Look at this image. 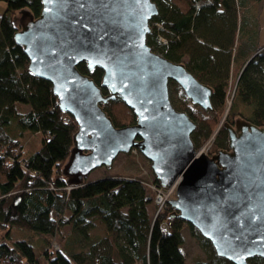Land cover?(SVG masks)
<instances>
[{
    "label": "trees",
    "instance_id": "16d2710c",
    "mask_svg": "<svg viewBox=\"0 0 264 264\" xmlns=\"http://www.w3.org/2000/svg\"><path fill=\"white\" fill-rule=\"evenodd\" d=\"M4 1L6 8L0 14V226L5 237L11 238L15 228L29 234L12 243L0 242V264H235L216 255L211 242L192 224L171 216L170 201L155 217L152 190L139 177L104 175L87 177L81 184L68 183L62 168L77 124L59 108L52 83L28 70V57L14 38L20 28L15 13L28 11L36 17L41 0ZM153 1L159 12L152 19L148 44L168 59L184 63L213 88V109L193 103L182 88V102L174 103L197 122L192 133L196 147L214 136V150L227 148L225 122L233 124L239 116L264 126L262 46L245 57L231 94L235 37L255 15L258 0H186V11L174 0ZM254 27L253 23V31ZM78 68L101 83L100 67L89 70L82 62ZM102 90L108 92L105 87ZM103 107L117 126L136 121L134 111L120 97ZM35 133L41 134L42 143L29 152L26 138ZM92 217L105 224V236L89 234ZM186 225L207 253L206 259L187 260L182 247ZM34 235L47 244L41 253L29 239ZM55 235L60 237L58 247L51 244ZM249 264H264V257H251Z\"/></svg>",
    "mask_w": 264,
    "mask_h": 264
},
{
    "label": "water",
    "instance_id": "95a60500",
    "mask_svg": "<svg viewBox=\"0 0 264 264\" xmlns=\"http://www.w3.org/2000/svg\"><path fill=\"white\" fill-rule=\"evenodd\" d=\"M38 16L15 32L28 57V70L49 80L59 108L77 124L62 172L81 184L96 168L112 167L120 153L136 147L155 180L169 187L177 216L192 224L215 250L235 264L264 257V126L241 116L225 122L227 148L197 150V122L177 109L169 94L176 82L204 109H213V88L184 63L148 44L153 0H41ZM103 70L98 84L79 70ZM107 88L104 93L102 88ZM120 97L136 121L117 126L103 105Z\"/></svg>",
    "mask_w": 264,
    "mask_h": 264
},
{
    "label": "rangeland",
    "instance_id": "374dc122",
    "mask_svg": "<svg viewBox=\"0 0 264 264\" xmlns=\"http://www.w3.org/2000/svg\"><path fill=\"white\" fill-rule=\"evenodd\" d=\"M182 1L184 2L185 6H187L186 0H182ZM5 8H6V2L4 0H0V14L3 13ZM255 9H256V11L254 12L255 15L252 14L253 16L250 18V20L245 23L244 30H242L241 32H239L238 30L237 35L235 37V50H234L235 53H234V59L232 62V68L234 67L235 69L232 72L233 87L231 88V94L233 93L234 82L236 78L238 77L241 64L244 61L245 57L249 54L253 55L254 49L257 48L258 46H262L264 48V0L256 1ZM14 17L19 23V27H21L22 24H26L30 20V15L28 11L27 12L17 11ZM253 23L256 24V27H254L255 28L254 31L252 29ZM247 24H248V29H247ZM180 90H181V87L176 82L174 81L170 82L169 94H170V98L173 104L174 103L179 104L182 102L183 94ZM231 97H229L227 106H229V102L232 99ZM25 109H27L26 106H25ZM227 110H228V107L225 111V114ZM225 114L223 115V118L220 121V125L224 121ZM119 116L123 118V120H127L125 115H119ZM213 137L214 136L205 140L200 146L196 147L197 150L205 151V149L208 148L209 150L214 151L213 153H215L217 150H214V148L211 147ZM26 139L27 141H29L27 145L29 152H33L36 149H38V147L42 143V137L40 133L29 134ZM207 154H212V153L209 152ZM104 175H113V176L120 175V176L139 177L143 179V182L146 183L149 188H151L152 190L151 192L153 193V198L155 196V190L150 185V181L154 180L155 178L152 172V169H151L150 161L145 156H143V154L139 151V149L134 151V149L132 148L129 153H124V152L120 153L116 157L112 167L107 168L105 166H101V167L94 169L89 174L88 180H93L98 177H102ZM155 214H156V208H155L153 215ZM67 230H69V227H66V231ZM4 234H5L4 229L0 226V242L5 239L6 241L12 243V240L14 239L28 237L29 233L27 231H22V229L15 228L12 231L11 238L7 236L5 237ZM183 236H184V242H183L182 247L187 257V260L189 262H194L196 260L207 258V253L199 245L197 239L191 235L189 231V227L187 225L185 229L183 230ZM29 239L31 243L33 244L34 249L37 253L43 252L44 248L47 245L43 238H41L39 235H34L33 238L30 237ZM52 239L53 241L51 244L55 247V243L58 245L57 242L59 241L60 237L59 235L58 236L55 235L53 236Z\"/></svg>",
    "mask_w": 264,
    "mask_h": 264
},
{
    "label": "built area",
    "instance_id": "2783aa9c",
    "mask_svg": "<svg viewBox=\"0 0 264 264\" xmlns=\"http://www.w3.org/2000/svg\"><path fill=\"white\" fill-rule=\"evenodd\" d=\"M155 25H157L156 22H153ZM159 25V24H158ZM160 26V25H159ZM160 39L163 42H166V39L162 36H160ZM70 118H68L69 120ZM134 151L138 150L136 147L133 148ZM209 149H205V151H203L204 153H209ZM202 152V151H200ZM150 185L153 187V189L155 190V196L153 198V201L155 202V208H156V214L155 217L157 216V213L162 210L164 208V206L167 204L168 201H170L171 198H173L175 196V192H176V187H177V182H175L174 184H172L169 187H164L162 185H160L158 182H156L155 180L150 181ZM170 224V222H168V224L166 226H168ZM55 247H58V245L55 243Z\"/></svg>",
    "mask_w": 264,
    "mask_h": 264
},
{
    "label": "crops",
    "instance_id": "0c3cea01",
    "mask_svg": "<svg viewBox=\"0 0 264 264\" xmlns=\"http://www.w3.org/2000/svg\"><path fill=\"white\" fill-rule=\"evenodd\" d=\"M174 1L185 11L189 8L188 4H187V6H185V4L182 0H174ZM91 221H92L93 225L89 230V234L92 237L105 236L106 235L105 224L98 217H92Z\"/></svg>",
    "mask_w": 264,
    "mask_h": 264
},
{
    "label": "bare ground",
    "instance_id": "6f19581e",
    "mask_svg": "<svg viewBox=\"0 0 264 264\" xmlns=\"http://www.w3.org/2000/svg\"><path fill=\"white\" fill-rule=\"evenodd\" d=\"M203 152V151H202Z\"/></svg>",
    "mask_w": 264,
    "mask_h": 264
}]
</instances>
